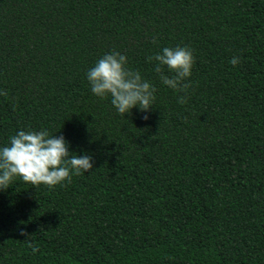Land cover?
<instances>
[{
	"label": "trees",
	"instance_id": "1",
	"mask_svg": "<svg viewBox=\"0 0 264 264\" xmlns=\"http://www.w3.org/2000/svg\"><path fill=\"white\" fill-rule=\"evenodd\" d=\"M176 46L186 93L147 60ZM113 51L155 85L147 113L92 93ZM0 92V147L46 129L93 163L0 189V264H264V0H0Z\"/></svg>",
	"mask_w": 264,
	"mask_h": 264
},
{
	"label": "clouds",
	"instance_id": "2",
	"mask_svg": "<svg viewBox=\"0 0 264 264\" xmlns=\"http://www.w3.org/2000/svg\"><path fill=\"white\" fill-rule=\"evenodd\" d=\"M156 41L154 40L153 43ZM155 62L154 71L162 84L177 92H187L191 87L186 83L194 63L193 52L188 47H164L161 52L148 56ZM128 58L113 51L100 58L87 72V79L94 95L105 98L111 96V104L118 114L125 116L134 107L147 113L154 106L157 91L154 84L144 79L139 70L126 65ZM230 63H240L233 57ZM165 68L171 75L165 73ZM0 95H7L0 92ZM187 102V96L178 97V103ZM145 120L148 115H144ZM93 168L92 156L73 155L63 135H50L48 130H20L10 137L7 146L0 147V189H7L15 177L33 186L41 184L49 188L64 181L71 182L73 175H81ZM36 251V248H33Z\"/></svg>",
	"mask_w": 264,
	"mask_h": 264
}]
</instances>
